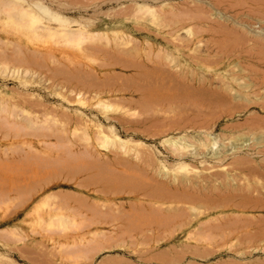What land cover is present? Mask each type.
Instances as JSON below:
<instances>
[{"label": "rangeland", "instance_id": "obj_1", "mask_svg": "<svg viewBox=\"0 0 264 264\" xmlns=\"http://www.w3.org/2000/svg\"><path fill=\"white\" fill-rule=\"evenodd\" d=\"M263 3L0 0V264H264Z\"/></svg>", "mask_w": 264, "mask_h": 264}, {"label": "bare ground", "instance_id": "obj_2", "mask_svg": "<svg viewBox=\"0 0 264 264\" xmlns=\"http://www.w3.org/2000/svg\"><path fill=\"white\" fill-rule=\"evenodd\" d=\"M222 2V1H221ZM224 2V1H223ZM264 4V3H263ZM251 8V7H250ZM248 11H252V10H249L248 9ZM253 12V11H252ZM248 14V13H247ZM249 14H250V12H249ZM27 17H28V19L30 20V21H33V22H37L38 21V18L35 16V15H33V14H31V13H28L27 14ZM181 21V20H180ZM180 21H178V22H180ZM185 21V20H184ZM184 21H181L182 23L184 22ZM185 23V22H184ZM180 25V24H179ZM182 25V24H181ZM258 41V40H257ZM254 42V41H253ZM246 43L247 42H245V45H246ZM255 43H257V42H255ZM260 43H261V41H260ZM260 43H258V45L260 44ZM243 45H244V42L242 43ZM254 44V43H253ZM262 44V43H261ZM260 44V45H261ZM215 45V44H214ZM217 45V44H216ZM216 45H215V47H216ZM219 46H223V45H220V44H218ZM217 45V46H218ZM263 45L264 44H262V49H263ZM239 46V45H238ZM240 46H242V45H240ZM256 46V45H255ZM232 47V46H231ZM233 47H235V46H233ZM248 47V46H247ZM246 46L244 47V48H246V49H248ZM253 47V46H252ZM257 47V46H256ZM255 47V48H256ZM229 47H227V49H228ZM243 48V47H242ZM243 48V49H244ZM254 48V47H253ZM258 48V47H257ZM218 49V48H217ZM233 49V48H232ZM232 49H230V50H232ZM239 49H240V47H239ZM238 49V50H239ZM249 49H251V48H249ZM260 49H261V46H260ZM259 48L256 50V53H259L258 55H261V56H264V52L263 51H261ZM224 50V49H223ZM222 50V53L225 51H223ZM235 50H236V48H235ZM234 49L232 50V51H235ZM252 50H254V49H252ZM260 50V51H259ZM227 51V50H226ZM246 52L247 50H243L242 52ZM257 51H259V52H257ZM221 52V51H220ZM230 52V51H229ZM249 52H251V51H249ZM261 52V53H260ZM247 53H248V51H247ZM254 53V52H253ZM263 53V54H262ZM230 54H231V52H230ZM235 54V53H234ZM240 53H238L237 55H239ZM249 54V53H248ZM251 54V53H250ZM224 55V54H223ZM226 55H227V53H226ZM240 55H242V54H240ZM244 55H247L246 53H244ZM251 55H253V54H251ZM256 55V54H255ZM257 55V56H258ZM230 56V55H229ZM234 56V55H233ZM260 56V57H261ZM253 57V56H252ZM258 58V59H260V60H262V58ZM226 58H227V56H226ZM232 58V57H231ZM248 58V57H247ZM251 58V57H250ZM257 59V58H256ZM250 60H253V59H250ZM262 65V64H261ZM196 66V65H195ZM171 75V74H170ZM257 75V74H256ZM258 76V75H257ZM169 76H166V78H168ZM254 77V76H253ZM170 78V80L173 82L172 84H170V85H168L167 87L165 86V85H163V84H161V86L163 85V87H161V89H165V88H167V90H177V88L179 87V84L181 85V86H185V84L186 83H183V81H181V82H179V81H177L178 79H176V77L174 76V75H172V76H170L169 77ZM256 79H258V77H255ZM235 79V78H234ZM256 79H254V81L256 80ZM170 81H168V83H169ZM167 83V84H168ZM263 83V82H262ZM189 84H191V83H189ZM261 84V83H260ZM202 86V85H201ZM186 87H187V90H189L190 89V91L192 92V90H194V88L196 87V85L195 84H191V85H186ZM198 89H201L202 90V87H197ZM159 89V88H158ZM192 89V90H191ZM196 89V88H195ZM160 90V89H159ZM189 91V92H190ZM194 91H196V90H194ZM204 91V89L202 90V92ZM189 92L187 91L186 93L187 94H189ZM190 92V93H191ZM201 92V91H200ZM200 92H197V93H191L190 95H193V94H200ZM149 98H151V99H153V100H155V101H164L165 100V97H163L162 95H161V93L159 92V91H154V92H151V93H149V95H147ZM185 96L187 97L188 95H186L185 94ZM185 96H184V98H185ZM194 96V95H193ZM196 96H194V98H195ZM189 99H193V97L191 98L190 96L188 97ZM89 167V166H88ZM94 168V166L93 165H91V168ZM99 167V166H98ZM97 166H96V168H94L95 170L96 169H100L99 171H103V168L105 167V166H103L102 168H98ZM91 168H88V170L90 169L91 170ZM106 168V167H105ZM86 168H84V169H82V172L84 171V172H86L87 171V169L85 170ZM93 170V169H92ZM113 170L111 169V173H113L112 172ZM88 172V171H87ZM110 175H112V174H110ZM113 175H115V173L113 174ZM200 182H202V181H200ZM199 181H193V180H191V179H185V178H176L175 180H174V183H170L169 184V186H173V188H175V190L177 189V190H182V191H184L185 193H187V194H185L184 192V194H180V195H178L177 193V191H175V192H177V193H174V192H170L171 190H169V186H168V184L166 185V186H168L167 188L166 187H164V188H166L167 189V191L169 190V193L166 191V189H163V187H160L161 189H159V187H157L158 188V190L157 189H155V191L158 193V191L162 194L164 191H166V193L164 192L163 194H166L165 196L166 197H168L171 193L173 194V195H176V196H173L172 194V196H171V198H174V197H176V200L178 201V200H186V199H190V200H186V201H189V203H190V201L192 200H195V202L197 201V200H199V197H197V196H199V195H205L206 194V196H207V194L208 193H212V192H214V193H216V191H218V189L217 188H214V187H212V186H209L208 185V183H207V186H209V187H207V186H204V184L202 185V183H200ZM211 184V183H210ZM162 192H161V191ZM154 191V192H155ZM219 191H221V190H219ZM147 193V194H151V195H155V193ZM156 193V194H157ZM168 193V194H167ZM192 193V194H191ZM218 193V192H217ZM185 195H187V197L185 196ZM210 195V194H209ZM212 195V194H211ZM146 196H148V195H146ZM150 196V195H149ZM160 198H159V197ZM156 195V197H158L160 200L161 199H163V197H165L164 195ZM161 196H162V198H161ZM178 196H181V199H177L178 198ZM205 196V197H206ZM151 197V196H150ZM150 197H149V199H150ZM207 197H209V196H207ZM157 198V199H158ZM198 198V199H197ZM200 198H201V196H200ZM168 199V198H167ZM206 199H208V198H206ZM159 200V201H160ZM164 200H166V199H164ZM172 200V199H171ZM170 199H169V201H171ZM174 200H175V198H174ZM162 201V200H161ZM167 201V200H166ZM191 201V202H192ZM183 202V201H182ZM185 202V201H184ZM194 202V201H193ZM192 202V203H193ZM150 204V203H149ZM147 205V206H149V210H150V208H151V213L150 212H148V211H145L146 213L148 212V213H150V214H146V213H143V214H145V215H150V216H156V217H158V214L160 213L161 214V210L163 209V208H161L160 209V207L158 208H156V207H154L155 208V210L157 211V212H155V210L153 211L152 210V208L153 207H151L150 205H152V203L150 204V205ZM178 208V207H177ZM140 209H141V211H142V209H144L145 210V208H142V206H140ZM160 209V210H159ZM143 210V211H144ZM148 210V209H147ZM158 210H159V212H158ZM153 214V215H152ZM157 214V215H156ZM160 216H163V217H165V218H160V219H163V220H166L167 222H168V220H170V218L169 217H167V216H164V215H159V217Z\"/></svg>", "mask_w": 264, "mask_h": 264}]
</instances>
